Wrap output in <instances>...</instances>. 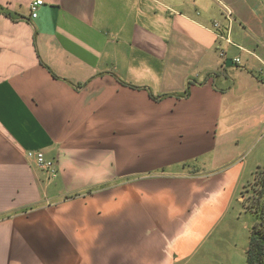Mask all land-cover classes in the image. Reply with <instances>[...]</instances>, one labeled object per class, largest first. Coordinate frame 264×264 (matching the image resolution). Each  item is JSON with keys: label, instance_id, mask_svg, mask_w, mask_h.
I'll return each mask as SVG.
<instances>
[{"label": "crops", "instance_id": "obj_1", "mask_svg": "<svg viewBox=\"0 0 264 264\" xmlns=\"http://www.w3.org/2000/svg\"><path fill=\"white\" fill-rule=\"evenodd\" d=\"M36 1L0 0V264H202L261 163L264 0Z\"/></svg>", "mask_w": 264, "mask_h": 264}, {"label": "rangeland", "instance_id": "obj_2", "mask_svg": "<svg viewBox=\"0 0 264 264\" xmlns=\"http://www.w3.org/2000/svg\"><path fill=\"white\" fill-rule=\"evenodd\" d=\"M260 160L258 166L264 164V138L251 155L249 162ZM257 166V167H258ZM254 168L251 173L247 174L243 182L242 189L238 194L240 201L234 208L235 217L231 221H227L223 228L226 232H219L213 240L212 252L203 255L202 264H247L245 252L249 242V214L244 200V186L247 182H253L258 169Z\"/></svg>", "mask_w": 264, "mask_h": 264}, {"label": "trees", "instance_id": "obj_3", "mask_svg": "<svg viewBox=\"0 0 264 264\" xmlns=\"http://www.w3.org/2000/svg\"><path fill=\"white\" fill-rule=\"evenodd\" d=\"M185 95H189V90ZM253 182L244 186V205L249 214V242L245 252L247 264H264V164L257 167Z\"/></svg>", "mask_w": 264, "mask_h": 264}, {"label": "built area", "instance_id": "obj_4", "mask_svg": "<svg viewBox=\"0 0 264 264\" xmlns=\"http://www.w3.org/2000/svg\"><path fill=\"white\" fill-rule=\"evenodd\" d=\"M43 5L42 0H38L34 3L31 4L30 10H31V18L36 19L38 16V9L40 6ZM225 15L229 23H232L234 20V13L232 10H230L228 7L223 6ZM218 29H220V25L217 23L215 25ZM228 38V37H227ZM228 42H230L229 39H227ZM225 55V52H222V56ZM234 63L239 64L240 59L235 58ZM263 84H264V79H263ZM27 158L31 162H33L38 168H40L42 171L46 172L48 176V180L51 181L52 179H55L58 176V168H57V163L53 159H49L46 157L45 153L42 151H29L27 153Z\"/></svg>", "mask_w": 264, "mask_h": 264}]
</instances>
